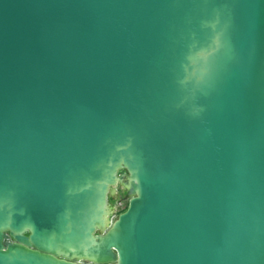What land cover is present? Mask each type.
Listing matches in <instances>:
<instances>
[{
  "label": "water",
  "instance_id": "obj_1",
  "mask_svg": "<svg viewBox=\"0 0 264 264\" xmlns=\"http://www.w3.org/2000/svg\"><path fill=\"white\" fill-rule=\"evenodd\" d=\"M0 264H264V0H0Z\"/></svg>",
  "mask_w": 264,
  "mask_h": 264
},
{
  "label": "rangeland",
  "instance_id": "obj_2",
  "mask_svg": "<svg viewBox=\"0 0 264 264\" xmlns=\"http://www.w3.org/2000/svg\"><path fill=\"white\" fill-rule=\"evenodd\" d=\"M117 185L121 188L120 192L118 194L115 192L114 196H108V202L113 206L115 213L121 211L128 202V198L125 197V190L119 184Z\"/></svg>",
  "mask_w": 264,
  "mask_h": 264
},
{
  "label": "flooded vegetation",
  "instance_id": "obj_3",
  "mask_svg": "<svg viewBox=\"0 0 264 264\" xmlns=\"http://www.w3.org/2000/svg\"><path fill=\"white\" fill-rule=\"evenodd\" d=\"M116 189H117V190H116V193L118 194V193L120 192V189H121V188L117 185V186H116ZM119 212H120V211L116 212V215H117Z\"/></svg>",
  "mask_w": 264,
  "mask_h": 264
},
{
  "label": "trees",
  "instance_id": "obj_4",
  "mask_svg": "<svg viewBox=\"0 0 264 264\" xmlns=\"http://www.w3.org/2000/svg\"><path fill=\"white\" fill-rule=\"evenodd\" d=\"M127 206V205H126ZM126 206L125 207H123V209L122 210H124L125 208H126Z\"/></svg>",
  "mask_w": 264,
  "mask_h": 264
}]
</instances>
